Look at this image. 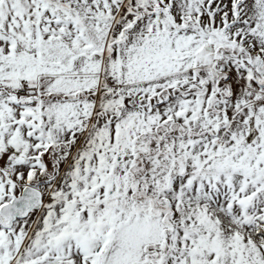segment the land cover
<instances>
[{
    "label": "snow or ice",
    "instance_id": "1",
    "mask_svg": "<svg viewBox=\"0 0 264 264\" xmlns=\"http://www.w3.org/2000/svg\"><path fill=\"white\" fill-rule=\"evenodd\" d=\"M0 264H264V0H0Z\"/></svg>",
    "mask_w": 264,
    "mask_h": 264
}]
</instances>
